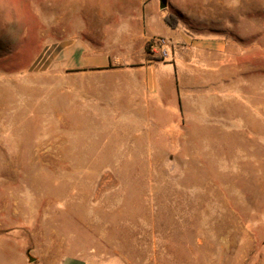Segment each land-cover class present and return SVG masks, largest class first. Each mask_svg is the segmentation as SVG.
Segmentation results:
<instances>
[{
	"label": "rangeland",
	"instance_id": "1",
	"mask_svg": "<svg viewBox=\"0 0 264 264\" xmlns=\"http://www.w3.org/2000/svg\"><path fill=\"white\" fill-rule=\"evenodd\" d=\"M136 1L0 0V264H264V0L161 4L229 46L199 116L126 114L54 69Z\"/></svg>",
	"mask_w": 264,
	"mask_h": 264
},
{
	"label": "crops",
	"instance_id": "2",
	"mask_svg": "<svg viewBox=\"0 0 264 264\" xmlns=\"http://www.w3.org/2000/svg\"><path fill=\"white\" fill-rule=\"evenodd\" d=\"M161 4L160 0L136 1L124 17L115 13L113 4L108 16H98L90 28L99 33L64 43L59 57L55 56L54 69L64 72L61 78L79 88L76 94L82 97L106 90L101 96L105 107L120 108L126 114L199 116L202 90L214 84L211 75L218 72V66L220 82L227 81L221 55L229 46L220 38H196L173 30L165 21ZM156 38L170 43V60L162 61L148 52ZM58 264L88 263L81 253L62 254Z\"/></svg>",
	"mask_w": 264,
	"mask_h": 264
},
{
	"label": "built area",
	"instance_id": "3",
	"mask_svg": "<svg viewBox=\"0 0 264 264\" xmlns=\"http://www.w3.org/2000/svg\"><path fill=\"white\" fill-rule=\"evenodd\" d=\"M151 45V51L162 61H168L172 58L171 45L165 38H156L154 39Z\"/></svg>",
	"mask_w": 264,
	"mask_h": 264
},
{
	"label": "trees",
	"instance_id": "4",
	"mask_svg": "<svg viewBox=\"0 0 264 264\" xmlns=\"http://www.w3.org/2000/svg\"><path fill=\"white\" fill-rule=\"evenodd\" d=\"M165 21H166V23L171 27V25L169 24V21H168V19L165 17ZM151 45H152V43L150 42V44L148 45V52H150L151 51Z\"/></svg>",
	"mask_w": 264,
	"mask_h": 264
},
{
	"label": "water",
	"instance_id": "5",
	"mask_svg": "<svg viewBox=\"0 0 264 264\" xmlns=\"http://www.w3.org/2000/svg\"><path fill=\"white\" fill-rule=\"evenodd\" d=\"M162 4H166V0H160Z\"/></svg>",
	"mask_w": 264,
	"mask_h": 264
}]
</instances>
